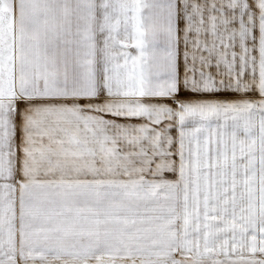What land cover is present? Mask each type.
I'll use <instances>...</instances> for the list:
<instances>
[{"label":"snow or ice","instance_id":"obj_1","mask_svg":"<svg viewBox=\"0 0 264 264\" xmlns=\"http://www.w3.org/2000/svg\"><path fill=\"white\" fill-rule=\"evenodd\" d=\"M0 264H264V0H0Z\"/></svg>","mask_w":264,"mask_h":264}]
</instances>
